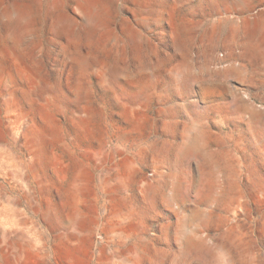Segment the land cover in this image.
<instances>
[{
    "label": "rangeland",
    "instance_id": "rangeland-1",
    "mask_svg": "<svg viewBox=\"0 0 264 264\" xmlns=\"http://www.w3.org/2000/svg\"><path fill=\"white\" fill-rule=\"evenodd\" d=\"M96 1L0 0V264H264V0Z\"/></svg>",
    "mask_w": 264,
    "mask_h": 264
},
{
    "label": "bare ground",
    "instance_id": "bare-ground-1",
    "mask_svg": "<svg viewBox=\"0 0 264 264\" xmlns=\"http://www.w3.org/2000/svg\"><path fill=\"white\" fill-rule=\"evenodd\" d=\"M243 7L246 9L249 6V0H241ZM85 2V6H84V16L86 18V21L88 23V25L92 28L95 29L96 27L101 26L102 24V16L100 14V10H101V6L97 3L96 0H84ZM143 6V5H142ZM30 7V6H29ZM28 6H15L12 8V10L10 11V14L14 15L16 17V20H19L25 24H28L29 21V16H30V8ZM104 8V7H103ZM9 14V13H8ZM104 14V12H103ZM249 17V16H248ZM67 19L66 18H60L57 22V24L60 26L61 24L67 23ZM242 27H246L249 31V33L254 34L255 36H258V34H260L261 32L264 31V16H257V17H249V18H244L241 22ZM253 37V36H252ZM253 41V40H252ZM252 44V42H251ZM257 46H260L259 43L256 44V42L254 43ZM250 54V53H249ZM255 54V53H253ZM251 57V56H250ZM190 75V73L188 74ZM247 98V97H246ZM236 99V98H235ZM248 100V98H247ZM234 106H233V111L235 112V114L241 115L247 111H249V113L251 114V116H255V118H257V112L249 109L247 102L242 99L237 97V99L234 102ZM233 105V104H232ZM230 107V106H229ZM255 107V106H254ZM254 109V108H253ZM199 117V116H198ZM239 117V116H238ZM243 117V116H242ZM200 118V117H199ZM253 118V117H252ZM262 118V117H261ZM241 119V118H240ZM245 120V119H244ZM247 120V119H246ZM188 121V120H187ZM195 121V120H194ZM254 121V120H253ZM264 121V120H263ZM248 122V120H247ZM261 122V119H260ZM262 124V123H261ZM259 124V125H261ZM248 125V124H247ZM188 129V128H187ZM193 130H189V132L194 135V137H205V134L202 130V123H200L199 121L196 120V124L192 127ZM186 131V130H185ZM187 134V131H186ZM183 135V134H182ZM198 135V136H196ZM166 147V146H165ZM170 148V146H169ZM201 148L200 145L198 146L196 143L192 142L190 139H186V144L183 145V152L184 155L185 154H190V153H194L196 154L198 157L201 155ZM167 155V154H166ZM211 158V157H210ZM214 162V161H213ZM188 166V164H186ZM127 169V168H126ZM84 172V171H82ZM81 172V173H82ZM85 173V172H84ZM213 173V172H212ZM185 175V174H184ZM85 176V175H84ZM207 176V175H206ZM80 177V176H79ZM85 178V177H84ZM82 176V179H84ZM186 178V177H185ZM210 178V176H209ZM77 179V178H76ZM189 180V177H188ZM211 180V179H210ZM83 181V180H82ZM187 182V181H185ZM205 183L207 184H211V181L208 182V177H207V181H205ZM206 184V186H207ZM208 185V186H209ZM148 188V187H147ZM83 189V185L80 184L77 188L76 194L77 196H79L81 193V190ZM153 191V190H152ZM156 191V190H155ZM83 193V192H82ZM73 203V202H72ZM78 208V207H77ZM50 215L52 216V218L54 219H64V216L57 210H50ZM69 221L71 222H77V223H81L80 220L77 218L76 215L70 216L69 217ZM204 230V229H203ZM77 239V238H76ZM80 242V245L83 243V239L81 237H79L77 239ZM198 246V245H197ZM32 248V245H27V246H22V245H16L15 247V256H17V258L23 260L24 257L26 256V254L28 252L32 253L33 255H35V252L30 251V249ZM4 253V252H3Z\"/></svg>",
    "mask_w": 264,
    "mask_h": 264
}]
</instances>
